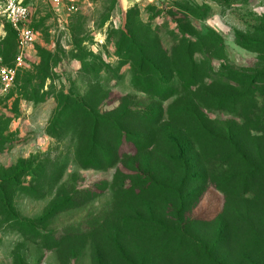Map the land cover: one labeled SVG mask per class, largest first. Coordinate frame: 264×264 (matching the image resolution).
<instances>
[{"label": "rangeland", "instance_id": "rangeland-1", "mask_svg": "<svg viewBox=\"0 0 264 264\" xmlns=\"http://www.w3.org/2000/svg\"><path fill=\"white\" fill-rule=\"evenodd\" d=\"M26 2L35 43L0 82V264H264V0ZM181 39L213 80L144 92L143 51L167 73ZM17 56L0 19V65ZM70 100L129 111L121 145L103 131L102 167L82 165L90 128ZM228 135L245 160L207 140Z\"/></svg>", "mask_w": 264, "mask_h": 264}, {"label": "trees", "instance_id": "trees-1", "mask_svg": "<svg viewBox=\"0 0 264 264\" xmlns=\"http://www.w3.org/2000/svg\"><path fill=\"white\" fill-rule=\"evenodd\" d=\"M27 3V2H26ZM192 16H198L194 11L189 13ZM177 22V21H176ZM7 23V22H6ZM8 24V23H7ZM8 26L11 28L10 24ZM180 28V27H177ZM11 30L15 33V31L11 28ZM180 30V29H179ZM16 34V33H15ZM194 42L189 39H181L179 40L177 45H173L171 47V53L173 54V59L176 63V66L173 70L168 71L169 74L168 79H172L175 81V85H167V80L165 79V75H168L164 69L160 67V63L153 58H150L144 51H143V91L144 92H154L157 96H167L171 97L176 95L179 91L186 92L192 91L194 88L199 90L207 87V84L213 80L210 73H207L205 68H198L197 62L194 60ZM16 49H17V36H16ZM173 51V52H172ZM205 64H202L200 67H204ZM154 78L151 81L150 76ZM169 96H168V95ZM166 98V97H163ZM74 100V99H72ZM67 103L66 107L72 106V108H76L81 111L82 116L81 122L87 123L90 128V133L88 136L90 150L87 152L85 157L83 158L82 165L83 167H102L101 160H110V156L112 154L106 153V150H103L101 145L100 139L103 134L104 129L109 130L112 132L117 144L121 145L124 140V135L122 132L121 121H123V117L129 113L121 114L119 116H115L112 119H107L106 117L99 116L95 113L92 108H89L87 104H85L82 100H75L72 103ZM232 101V104H235ZM221 104V102L219 103ZM221 105H219L220 107ZM65 107V108H66ZM181 111V110H180ZM194 123H191L188 126L187 135L191 137L196 132L204 133L205 129L202 123V120L199 119L197 115L194 116ZM201 135V134H200ZM194 139V138H193ZM207 140L213 145L216 146H226L230 153L228 154L227 160H245L243 154L239 151L236 142L233 140V136L228 135L224 136H217L211 137ZM99 154L101 156L99 157ZM180 159V156L177 160ZM186 163H182L181 165L184 166L183 169H186ZM259 173V169H256L253 165H248L247 169L244 170L240 176L242 180L246 181L248 178L255 176ZM150 187L161 188L163 190H173L171 186L163 185L151 179L150 177H146V183ZM203 252H205L206 247L202 246ZM206 254L209 256L211 255L210 252L207 250Z\"/></svg>", "mask_w": 264, "mask_h": 264}, {"label": "built area", "instance_id": "built-area-1", "mask_svg": "<svg viewBox=\"0 0 264 264\" xmlns=\"http://www.w3.org/2000/svg\"><path fill=\"white\" fill-rule=\"evenodd\" d=\"M54 5L61 6L66 13L72 14L78 11L80 0H50ZM31 10L26 0H0V19L10 24L17 36L18 56L14 67L0 65V82L9 85L14 77L23 56L35 43L36 33L28 25Z\"/></svg>", "mask_w": 264, "mask_h": 264}]
</instances>
